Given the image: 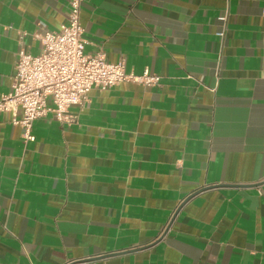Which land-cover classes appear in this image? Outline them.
I'll return each instance as SVG.
<instances>
[{
  "label": "crops",
  "instance_id": "obj_1",
  "mask_svg": "<svg viewBox=\"0 0 264 264\" xmlns=\"http://www.w3.org/2000/svg\"><path fill=\"white\" fill-rule=\"evenodd\" d=\"M68 1L0 0V95ZM263 7L82 0L84 53L159 83L91 89L33 141L0 114V264H264Z\"/></svg>",
  "mask_w": 264,
  "mask_h": 264
},
{
  "label": "built area",
  "instance_id": "obj_2",
  "mask_svg": "<svg viewBox=\"0 0 264 264\" xmlns=\"http://www.w3.org/2000/svg\"><path fill=\"white\" fill-rule=\"evenodd\" d=\"M81 2L69 0L65 23L36 37L39 54L18 52L12 90L0 95V114L11 116V124L22 130L24 141H33V122L48 114L58 123L72 124L75 118L69 109L83 106L91 89L108 90L122 83L149 88L159 83V77L147 71L134 75L125 71L121 61L108 63L101 54L84 53Z\"/></svg>",
  "mask_w": 264,
  "mask_h": 264
},
{
  "label": "water",
  "instance_id": "obj_3",
  "mask_svg": "<svg viewBox=\"0 0 264 264\" xmlns=\"http://www.w3.org/2000/svg\"><path fill=\"white\" fill-rule=\"evenodd\" d=\"M204 190H206V189H202L201 191H204ZM201 191H199V192H197V193H194L193 195H190L189 197H187V198L185 199V201H184L183 203L187 202V201L190 200L193 196H195L196 194L200 193ZM171 220H172V219H171ZM109 256H110V255H109ZM105 257H107V256H105ZM105 257H100V258H105Z\"/></svg>",
  "mask_w": 264,
  "mask_h": 264
}]
</instances>
